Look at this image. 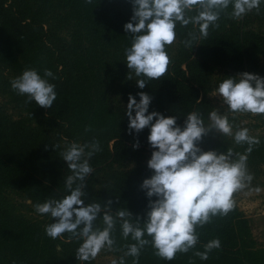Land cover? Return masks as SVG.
Here are the masks:
<instances>
[{"label": "trees", "instance_id": "trees-1", "mask_svg": "<svg viewBox=\"0 0 264 264\" xmlns=\"http://www.w3.org/2000/svg\"><path fill=\"white\" fill-rule=\"evenodd\" d=\"M132 15L131 0H92L91 4L85 0H0V264H91L76 259L82 241L70 239L68 233L49 238L44 229L55 221L37 214L33 207L69 194L65 179L71 172L61 153L71 143L83 145L95 140L101 148L89 160L93 171L82 189L84 204L99 202L103 206L111 201L114 218L118 210L127 209L134 221H145L149 198L141 184L153 174L142 155L154 151L147 141L149 129L139 133L129 130L126 111L121 109L86 114L76 104L81 84L76 80L75 54L69 42L73 28L80 32L87 29L86 40L95 36L102 43L108 42L109 52L99 50L101 60L122 62L132 40L124 25L131 22ZM58 18L56 25L61 26L57 29L54 20ZM218 23L219 28L210 27L208 37L192 49L184 47L182 41L194 26L177 24L173 55L166 46L171 58L168 72L158 80L146 81L153 106L165 117L176 116L178 126L183 127L193 111L208 122L215 107L207 96L228 78V72H234L233 77L258 72L256 61L264 53V34L245 20L224 14ZM29 68L42 78L45 69L54 74L55 79L46 78L56 86L51 108L35 102L25 104L26 97L11 89L10 81ZM260 116L264 119V114ZM261 141L259 160L264 161V136ZM21 206L35 212L36 218L26 219L18 212ZM102 216L103 212L94 222L95 228L104 227ZM249 223L235 204L228 215L213 217L211 223L196 229L199 240L189 252L177 253L174 260L166 261L146 245L138 264H264V251L257 247ZM112 237L114 247L123 254L126 245L135 243L131 237L122 238L118 218ZM214 239H219L221 247L213 249L207 260L195 255ZM126 259L133 264V257Z\"/></svg>", "mask_w": 264, "mask_h": 264}, {"label": "clouds", "instance_id": "clouds-1", "mask_svg": "<svg viewBox=\"0 0 264 264\" xmlns=\"http://www.w3.org/2000/svg\"><path fill=\"white\" fill-rule=\"evenodd\" d=\"M262 2L264 0H131L133 15L124 30L131 34L132 40L131 46L125 49V58L128 70L136 77H143L136 80L137 86L143 89L146 81L158 80L168 72L171 58L166 46L175 43L177 24L194 26L188 38L182 41L184 47L192 49L208 37L210 27L219 28L221 14L239 20L253 10L259 14ZM85 3L91 4L92 0H85ZM230 6L231 12H228ZM189 12L196 14L187 15ZM48 77L55 79L51 70L45 69L42 78L37 70L29 68L12 79L10 86L17 95L26 97L25 104L35 102L39 107L51 108L57 93L56 86L46 79ZM138 95L139 102L129 95L126 115L129 130L139 133L146 127L149 129L147 141L154 149L147 161L153 174L141 184L149 198L145 221L140 223L139 218L134 221L127 209L118 210L114 218L110 213L111 201L103 206L99 202L84 204L82 189L93 171L89 160L101 150L95 140L83 145L71 143L61 153L71 172L65 179L69 194L33 206L37 214L48 215L55 221L44 229L49 238L57 239L68 233L70 239L82 241L76 252V259L80 261L94 260L105 249L118 250L112 237L117 218L121 222L122 238L131 237L135 243L126 245L123 256L113 259L111 264H125L127 256L134 258L133 264H138L146 245H151L156 257L172 261L177 253H187L197 245L198 227L233 210V194L253 179L247 170L246 154L233 153L231 149L226 153L203 151L198 146L204 136L218 132L232 136L237 145L246 143V153H250L259 140L249 136L247 128L233 133L228 117L216 110L209 113L207 125L201 115L193 111L181 127L176 123V116L165 117L155 111L148 113L151 97L144 92ZM215 95L230 113L264 114V78L258 75L244 72L225 78ZM101 212L104 227L95 228L94 222ZM220 247L219 239H214L204 246L203 252L197 251L195 255L207 260L208 254Z\"/></svg>", "mask_w": 264, "mask_h": 264}, {"label": "rangeland", "instance_id": "rangeland-1", "mask_svg": "<svg viewBox=\"0 0 264 264\" xmlns=\"http://www.w3.org/2000/svg\"><path fill=\"white\" fill-rule=\"evenodd\" d=\"M59 18L54 20V27L57 29L61 26L56 25ZM242 19L245 20L248 26L264 34V2L260 5L259 14L253 10L243 16ZM65 26L66 24H64V27ZM73 31V35L69 37V42L75 54L73 69L77 76L76 80L81 84L79 86L81 97L76 104H78L86 114L91 112V110L104 112L106 109H110L112 112H115L116 109H121L126 111L129 95L133 96L136 101L139 102L138 93L140 92H144L151 97V92L147 86L143 89L137 86L136 80L143 77H136L134 72L128 70L125 56H123L122 62H116L113 59H108L106 61L101 60L99 50L104 49L105 52H109L106 48L108 42L102 43V41L95 36H91L90 41L86 40L85 36L88 31L87 29L80 32L78 28H73ZM167 49L170 55H173L177 49L176 41L171 46H167ZM109 56L108 54V57ZM256 63L259 69L255 75L264 78V53L258 56V61H256ZM219 75L221 77L223 71H220ZM234 75H236L234 72H228L226 77L229 78ZM129 77H131V79H129ZM215 90L207 96L212 106L215 107L214 110L228 117L229 122L233 126V133L239 129L247 128L249 136L257 138L259 144L252 146V151L250 152L252 157L249 153H246V149L248 148L246 143L237 145L232 136H224L218 132H210L203 137L198 146L203 151L215 150L218 153H226L231 149L233 153L247 155V170L253 176V179L244 189L234 193L233 199L239 210L248 218L252 237L257 247L264 251V161L259 160V147L262 143L261 137L264 136V119L261 118L260 115H252L250 113H230L226 105L222 103L220 97L215 95ZM68 96L69 95H67V98ZM93 107L94 109H92ZM153 111L160 113L159 109L153 106V99L151 98L148 113ZM133 115H135L134 112ZM126 118L128 119L127 115ZM209 122L208 119L205 125ZM142 155L145 162L151 158V153L149 152L143 153ZM256 189H260V191H256ZM18 203L22 204V201ZM26 204L29 205L30 201H26ZM28 210V208L23 206H21L20 209L18 208V212L23 213L26 219L34 220L36 218V213L29 212ZM121 256H123V252L121 251H108L105 249L102 250L94 260H91L90 263L111 264L113 259L119 260ZM124 260L125 264H130L126 257H124Z\"/></svg>", "mask_w": 264, "mask_h": 264}]
</instances>
